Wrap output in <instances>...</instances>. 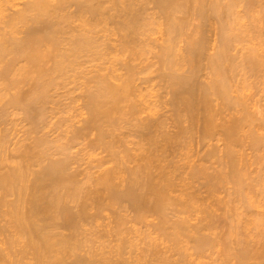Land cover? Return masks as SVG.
I'll list each match as a JSON object with an SVG mask.
<instances>
[{"label": "bare ground", "instance_id": "6f19581e", "mask_svg": "<svg viewBox=\"0 0 264 264\" xmlns=\"http://www.w3.org/2000/svg\"><path fill=\"white\" fill-rule=\"evenodd\" d=\"M261 1L0 0V264H181L195 256L192 250L203 256L220 245L223 257L217 256L225 264L264 256V248L255 250L241 235L247 213L235 212L230 200H246L264 182V171L249 180L241 152L248 141L257 151L264 148V117L254 115L258 110L243 95L246 75L264 77V51L255 46L264 35V12L255 14L256 7L264 11ZM239 5L241 13L252 15L250 25L239 23ZM191 18L200 20L194 29ZM212 24L218 37L211 51ZM157 32L163 33L161 42ZM83 59L91 63L82 65ZM92 63L90 73L86 64ZM68 79L82 82V99L73 92L82 104L74 96L72 102L80 104L57 99ZM160 85L168 91L161 93L166 101L153 89ZM163 105L170 106L171 116ZM195 137L204 149L202 157L197 154L201 162L192 159ZM214 140H223V148ZM83 151L98 156L90 161L87 154L81 157ZM196 182L227 212L229 229L222 239L216 209L204 205V196L193 190ZM229 183V200L217 197V186ZM106 210H112L113 226L111 218L104 222L116 236L112 240L101 226L105 234L95 235ZM196 212L203 220L191 225ZM242 219L243 228L236 225ZM143 228L149 236L142 233L148 240L138 253L141 238L133 237ZM155 232L168 239L169 249H161ZM170 248L179 259L166 253ZM142 253L149 257L143 262Z\"/></svg>", "mask_w": 264, "mask_h": 264}, {"label": "rangeland", "instance_id": "374dc122", "mask_svg": "<svg viewBox=\"0 0 264 264\" xmlns=\"http://www.w3.org/2000/svg\"><path fill=\"white\" fill-rule=\"evenodd\" d=\"M263 1H264V0H262L260 3H262ZM260 3H257V4H260ZM242 5H243V3H242ZM263 5H264V3L262 4V6H263ZM255 6H256V5H255ZM255 6H254V8H255ZM257 6H259V5H257ZM240 7H241V6L239 5V6H238V10H239L240 13L242 12V10L248 11V10H246L247 7L244 8V5L241 7L242 10L240 11ZM259 7H260V6H259ZM259 7H258V8L256 7L257 9L255 8V10H258V9H259V12H257V11L254 10V11H255V14L258 13V16H259L261 13L264 12L263 10L260 9L261 7H260V8H259ZM263 7H264V6H263ZM263 7H262V8H263ZM243 8H244V9H243ZM260 10H261L262 12H261ZM251 12H252V11H251ZM247 13H248V16H247V14L244 13V12L241 13V15L243 14V17L240 16V18H241V17H242V18H244V17L246 18V17H247V18H246L247 21H245V18H244V19L241 18L242 21H241V19H240L239 23H245V22H246L245 25H247V24L250 25V24H251V22H250L249 19L251 18V21H252V15L250 16V15H249V12H247ZM253 13H254V12H253ZM253 13H252V14H253ZM250 14H251V13H250ZM255 14H254V15H255ZM256 15H257V14H256ZM262 15H264V13L261 14V16H262ZM249 16H250V17H249ZM238 18H239V17H238ZM191 19H192V21H191V22H192V23H191L192 26L190 25V29H192L193 27H196L195 25L198 26V25L200 24V23H199L200 20H198L199 18H196L195 20H194V18H191ZM197 20H198V21H197ZM193 22H196V23L194 24ZM247 22H249L250 24L247 23ZM193 25H194V26H193ZM191 27H192V28H191ZM193 29H194V28H193ZM209 29L213 30V31L208 30V32H207V34L210 35V37H209V35H208V38H209V40H210V43H212V44H211V51H212V50H213V47H214L213 44L216 43V40H217L216 37H218V36H217L218 34L216 35V33H217L216 31H217V30H216V28H215V24H212L211 28H209ZM214 29H215V30H214ZM209 32H210V33H209ZM154 33H155V32H154ZM152 34H153V33H152ZM160 34H161V35H160ZM162 34H163L162 32H160V33L157 32L156 34H153V35H155V36H156V35H158V36L160 35L161 37H158V36H157V38H158V39H159V38L161 39V38L163 37ZM150 35H151V34H150ZM211 35H212V36H211ZM152 37L155 39L154 36H150V39H151ZM263 37H264V35L262 36L261 43L263 42L262 40H264ZM153 38H152L151 40H153ZM160 39H159V42L162 41V39H161V41H160ZM215 39H216V40H215ZM154 41H155V40H154ZM156 42L159 43L158 41H156ZM254 42H255V43H256V42L258 43V42H260V41H257V40H256V41H254ZM181 43H182V42H181ZM257 43H256V44H257ZM261 43H259V45H255V46H257V48H258L259 46L262 48V49H261L260 47L258 48V49H260L259 52H261V50L264 51V48H263V47H264V43H262V44H261ZM183 44H184V43H182V45H183ZM261 45H262V46H261ZM239 46H240V45H239ZM261 54L264 55L263 52H262ZM148 55L151 56V58H150V56H149L150 59H153V58H152V57H154L153 54H152L153 56H152L151 54H148ZM148 55H147V56H148ZM149 58H148V59H149ZM150 59H149V60H150ZM149 60H148V61H149ZM86 61L89 62L88 60L83 59V61L81 62V64H82V65L85 64ZM150 61H151V60H150ZM153 61H154V60H153ZM87 62H86V63H87ZM96 62L98 63V61H96ZM89 63H91V62H89ZM97 63L94 62V64H97ZM99 63H101V61H100ZM94 64H93V63H92V65H87V64H86L87 67L90 66L89 68H91V70L87 68L88 71L90 70V71H89L90 73H91V71H92V69H93L92 66H95ZM84 66H85V65H84ZM81 67L83 68V66H81ZM154 67H156V66H154ZM81 70H82V69H81ZM83 70H85V67H84ZM83 70H82V71H83ZM86 71H87V70H86ZM83 72H85V71H83ZM89 72H86V75H89V74H90ZM247 76H248V75H246V77L244 78L245 80H247V81H245V82H247V83H245L246 85L244 86V87H245L244 89H246L247 91L245 90V93H243V95L245 94L244 97L247 98V99H245V100H246L247 103L250 102V103L252 104V105H250V103H248V104L250 105L249 107L251 108V110H253V111H254L255 109L258 110V112H256V110H255V112L257 113V115L253 113L255 116L260 115V116H263V117H264V86L262 85V83L264 84V82L262 81V80H264V79H262V78H264V77H261V78L259 77V78H257V77L255 76V77H256V78H255V77L253 76V80H252V77L250 78L251 75H249L248 77H247ZM239 77H242V76H239ZM239 77H238V78H239ZM246 78H248V79H246ZM249 78H250V79H249ZM80 79H81V78H80ZM241 79H242V78H241ZM254 79H255L256 82H257V81H259V82L256 83V82L254 81ZM256 79H257V80H256ZM260 79H261V82H260ZM68 80H69V79H68ZM68 80H67V81H68ZM70 80H72V79H70ZM70 80H69V81H70ZM78 80H79V79H78ZM242 80H243V79H242ZM67 81H66V82H67ZM74 81H76V80H72V82H74ZM249 81H250L251 83H250ZM66 82H64L63 87H66L67 89L69 88V86L71 87V89H72V87H74V88L72 89V90H74V91H72V90L69 88V90L72 91V94H71V91H69V90H67L66 88H63V87L61 86V87H62L61 89H63V90H61V89L59 88V89H60L59 91H60V93H61V96H63V97H60V95L58 96V94H59V92H58V94H55L56 97H57V99H59V98L63 99L65 102H64L63 100H61V101H63L65 104H67V102H69L68 104H76V102H77V104H80V103H78V101H75V100H76V97L79 96V95H81V99H82V94H83V93L81 94V91H83V90H80V89H78V88L82 87L83 84L81 85V83L84 82V78H82V82L79 81L80 83H79L78 81H76L77 83H79L78 85H80V86H78L75 82L72 83V82L70 81L71 84H70V82H67V83H66ZM155 82H156V81H155ZM155 82H154V83H155ZM252 82H253V83H252ZM65 83H66V85L69 84L68 87L65 85ZM154 83H153V84H154ZM249 83H250L251 85H250ZM258 83H259V85H260L261 87L258 85ZM158 84H159V83H158ZM252 84H253V85H252ZM64 85H65V86H64ZM154 85H155V84H154ZM156 85H157V84H156ZM156 85H155V86H156ZM254 85H257V86H254ZM155 86H153V89H156L155 91H157V92L159 91L160 94L164 92V95L167 96L166 93H168V91L165 92V90H166L165 88H164V89H165V90H164V89H161V88H163L161 85H160V87H155ZM252 86H253V89H252ZM258 86H259V87H258ZM75 87H77V89H76L77 92L75 91ZM83 87H84V86H83ZM247 87H248L249 89H248ZM254 87H255V88H254ZM262 87H263V88H262ZM260 88H261V89H260ZM64 89H65V90H64ZM82 89H83V88H82ZM244 89H243L242 92H244ZM250 89H251V90H250ZM249 90H250V91H249ZM57 91H58V90H57ZM62 91H63V92H62ZM67 91H69L70 93L67 92ZM149 91H150V90H149ZM151 91H152V89H151ZM65 92H67V94H66ZM73 92H74L75 94H77V93H79V92H80V93H79V95L77 94V96L75 97V96H74L75 94H74ZM252 92H253V93H252ZM63 93H65V95H63ZM152 93H153V91H152ZM68 94H69V95H68ZM156 94H157V93H156ZM247 94H248L249 96H248ZM254 94H255V95H254ZM153 95H154V93H153ZM246 95H247V96H246ZM68 96H69V97H68ZM72 96L75 97V100H73V102H72V98H73ZM157 96H158V95H157ZM160 96L164 97L163 94H161ZM168 96H169V98H170V94H169ZM66 97H67V98H66ZM153 97H155V96H152L151 100L153 99L154 101H156L157 99L155 100ZM248 97H249V99H248ZM157 98L159 99V97H157ZM160 98H161V97H160ZM167 98H168V97H167ZM77 99H78V97H77ZM162 99H163V98H162ZM78 100H79V102H81V104H82V101H83V100L80 101V97H79ZM164 100L166 101L167 99L164 97ZM164 100H163V101H164ZM247 100H248V101H247ZM251 100H253V101H252L253 103L251 102ZM58 101H59V100H58ZM161 101H162V100H161ZM161 101H160V102H161ZM63 102H62V104H64ZM70 102H72V103H70ZM74 102H75V103H74ZM157 102H158V101H157ZM161 103H163V102H161ZM161 103H157V104H161ZM59 104H61V102H60ZM164 104L167 106V103H164ZM254 104H255V105H254ZM257 104H258V105H257ZM261 104H262V105H261ZM165 105H163V106H165ZM166 106H165V107H166ZM254 106H255V107H254ZM261 106H262L263 108H262ZM168 107H170V106H168ZM168 107H166L165 109L163 108V109H162L163 112H165V113L167 112V114H169L168 112H170L171 109H168ZM253 107H254V108H253ZM166 109H167V110H166ZM164 110H165V111H164ZM168 110H169V111H168ZM259 110H260V111H259ZM261 111H263V112H261ZM167 114H165V117H168L169 115H170V116L172 115V113L169 114V115H167ZM163 115H164V114H163ZM166 115H167V116H166ZM260 116H259V117H260ZM55 118H56V119H55ZM55 118H54V120L56 121V120H57V117H55ZM254 118H255V117H254ZM256 118H257V117H256ZM256 118H255V119H256ZM19 120H20V119H19ZM19 120H18V121H19ZM167 120H168V119H167ZM170 120H172V119H169L168 121L170 122ZM256 120H258V119H256ZM55 121H54V122H55ZM258 122H259V120H258L257 122H255V123H258ZM19 123H20V122H19ZM170 123H171V122H170ZM11 124H12V123H11ZM22 124H24V122H22ZM167 124H168V123H167ZM171 124H172V123H171ZM171 124H169V128L171 127L170 129L167 128L168 126H167L166 128H167L168 130H171V132H173V131H172V128H173V130H174V129L176 128V126H175V123H174L173 125H171ZM10 126H12V125H10ZM20 126H21V124H19L18 128H21ZM174 126H175V128H174ZM246 128H248V127H246ZM176 129H177V128H176ZM256 129H257V128H256ZM259 131H263V130H260V129H259ZM242 132H244V131H242ZM245 132H246V131H245ZM20 134H22V132H20ZM241 134H243V133H241ZM246 134H247V133H245L244 135H246ZM244 135H243V136H244ZM52 136H54V134H52ZM196 137H197V139H198V136H197V135H196ZM196 137L194 138L195 141L193 140V143H194V144L192 143V144H193V145H192V146H193V147H192L193 149H191V151H193V150L195 149L194 152H193L194 154L191 152V153L194 155V157H196V159H195V158L192 156L193 162H194V160H195V162H197V159L199 158V156L202 157L201 155L204 154V149H202L203 147L200 148V147L202 146V144H201V142H200V144H199V143L196 141ZM245 140H250V139H247V138H246ZM196 142H197V143H196ZM214 142H215L216 144H219V145L223 148V146H222V145H224L223 140H221V141H217V140L215 141V140H214ZM245 143H246L247 145H245ZM245 143H244L243 146H241V147H245V148H242V151H241V152H243V153H242V154H243V159L245 158V159H244V162L247 161V162H246V166H247V168L245 167V168L247 169L246 173H247L248 175H250L248 178H250L249 180H251V179H253V177L256 178L257 175H258V176L260 175L259 173H262V172L264 171V170H263V168H264V163H263V162H264V155L262 156V154H264V148H263V147H260L261 150H260V148H258V151H257V149H253V148H255V147L252 148V147L249 145V144H251L249 141H248V142H245ZM248 143H249V144H248ZM196 144H197V145H196ZM198 144H199L200 146H199ZM194 145H195V146H194ZM174 146H175V145H174ZM198 146H199V150H200V152H199V150H198ZM249 146H250V147H249ZM79 147H80V146H79ZM171 148H172V149H173V148L175 149V147H171ZM201 149H202L203 153H201ZM246 149H247V150H246ZM262 149H263V150H262ZM170 150H171V149H170ZM196 150H198L197 153L195 152ZM240 150H241V148H240ZM252 150H254L255 152L257 151V152H258V155H257V153L255 154L254 151L251 152ZM259 150L261 151L262 154L259 152ZM172 151H173V150H172ZM262 151H263V152H262ZM84 152H86V151H83V152H81V153H84ZM245 152H247V153H245ZM248 152H249V153H248ZM94 153H95V155H94ZM94 153H93L92 157H91V153H90V154H89V153H84V154L81 155V157H82V156H83V157H86V156H87V158H89V157H88V155H89V156H90L89 160L91 161L92 158L94 159L95 157L98 156V155L96 154V152H94ZM97 153H98V152H97ZM169 153H170V152H169ZM200 153H201V154H200ZM259 153H260V154H259ZM85 154H87V155L84 156ZM101 154H102V153H100L99 156H103V154H105V153H103L102 155H101ZM197 154H199V155H198V158H197ZM96 155H97V156H96ZM253 155H254V156H253ZM250 156H251V157H250ZM255 156H256V157H255ZM261 156L263 157V158H262L263 160H261V161H263V162H261V161H257V160H260V159H258V158H259V157L261 158ZM248 157H249V158H248ZM87 158H84V159H86V160H87V163H88L89 161H88ZM247 158H248V159H247ZM81 159H82V158H81ZM99 159H100V158H99ZM255 159H257V160H255ZM86 160H83V159H82V161H85V164H86ZM94 160H95V159H94ZM199 160H200V161H199ZM245 160H246V161H245ZM252 160L255 161V162H252ZM198 161L201 162V158L198 159ZM92 162L96 164V162H94L93 160H92ZM92 162H91V163H92ZM97 162H98V161H97ZM80 163H81V162H80ZM93 163H92V164H93ZM255 163H256V164H255ZM260 163H261V164H260ZM262 163H263V165H262ZM82 164H83V163H82ZM85 164H83V165L86 166ZM89 164H90V163H89ZM198 164H199V163H198ZM259 164L262 165V166H260ZM83 165H82V166H83ZM87 165H88V164H87ZM250 165H251V166H250ZM259 167H260L261 169H260ZM262 167H263V168H262ZM245 168H244V169H245ZM246 169H245V170H246ZM95 170H96V169H95ZM259 170H261V172H260ZM250 172H251V173H250ZM252 173H253V174H252ZM254 173H255V174H254ZM263 174H264V172H263L261 175H263ZM248 175H247V176H248ZM251 175H252V176H251ZM261 175H260V176H261ZM258 176H257V177H258ZM260 176H259V177H260ZM263 176H264V175H263ZM197 182H198V181H197ZM197 182H196V183H197ZM196 183H193V185L195 186V188L192 187V189H193V188H194L193 190L196 189L195 192H196V191H199V192H197V193H199V195H200L199 197L202 198V197L204 196L202 199H203V200L205 199V200H204L205 202H204L203 200H201V198H200L201 202L203 201V202L205 203V204H204V203H203V204L206 205V206L209 204V205L207 206L208 209H209V207H210L211 210H212V209H214V210L216 209L215 212H213V213H214V219H215V221H217V223H216V222H214V223H216L215 226H216V229H217V230H216V231H217V234H219V235H220V236L218 235L219 238L222 239V236H224V234L227 233V231H228V229H229V221H228V218H223V217H224V214L227 213V212L225 211L224 208H221L220 206H218V205H217V202H216V204H215V202H213V201H217V200H216V198H215L213 195H211V194H210L211 197H209V196H210V195H209L210 192L207 191V190H208V189H206L207 187L204 188V186H202V185H201L202 183H200V182L197 183V184H196ZM263 183H264V182H263ZM263 183H262V184H259L258 186L254 185V186H253V190L251 189L250 193L247 192V194H246V200H248V201H250V202H251L252 200L254 201V198H255L254 203H250V202L244 200L245 198H242V199H241L240 197H239V201H238V200H237V201H233L234 198L230 196V197H231L230 200H232V202H234V203H232V204L236 207V209H235L234 211L236 212V211L238 210V212H241V211L243 210L240 214H243V212L245 211V212L247 213L248 217H249V218H248L247 215H246V213H245L246 216H244V217H246V219H244V220H245V222H246L247 219H248V222H249V223H246V224H245V222H244L243 219H242L243 221L240 220V221H236L237 223H236V222H235V223H236V225H237V224L240 222V226H241V228H243V226H244L243 229H244V230L247 229V231H246V230L244 231V230L242 229L241 231H242L243 233H241V235H243V234L245 233L246 236H245V235H243V236L248 240V241H247V242H249L248 244H250V242H251L250 246H251L252 248H253V247L257 248V249H255V250H258L259 248H260V249L264 248V234H263V233H264V222H263L264 220H261V221H260V219H264V218H263V217H264V216H263V215H264V214H263V213H264V187L262 186V185H264ZM198 184H200V185H198ZM197 185H198V186H197ZM225 185H226V184H225ZM225 185H218V186H217L218 188H216L218 191H216L215 194H216L217 197H218V196L221 197V195H222V198H224V199L226 198V200H227V199L229 200V194H227V193L230 192L231 186H230V183L227 184V185H229L228 187H227V185H226V186H225ZM260 185H261V186H260ZM201 186H202V187H201ZM259 186H260V188H259ZM254 187H255V188H254ZM256 187H257V188H256ZM261 187H262V188H261ZM223 188H224V190H223ZM226 188H227V189L229 188L228 191H227ZM251 188H252V187H251ZM256 189H257V190H256ZM260 189H261V190H260ZM201 190H202V191H201ZM203 190H205V192H204ZM231 190H232V189H231ZM219 191H220V192H219ZM259 191H261V193H260ZM207 192H209V193H207ZM251 192H252V193H251ZM197 193H196V195L198 196ZM217 193H218V194H217ZM226 194H227V195H226ZM248 194H250V195H248ZM224 195H226V196H224ZM247 195H248V196H247ZM212 196H213V197H212ZM223 196H224V197H223ZM227 196H228V197H227ZM250 196H251V197H250ZM234 197H235V196H234ZM243 197H245V196H243ZM248 197H250V198L248 199ZM253 197H254V198H253ZM196 198H198V197H196ZM196 198H195V199H196ZM211 198H212V199H211ZM232 198H233V199H232ZM237 198H238V197H236L235 199H237ZM207 199H208V200H207ZM235 199H234V200H235ZM240 199H241V201H240ZM251 199H252V200H251ZM196 200H199V199H196ZM212 200H213V201H212ZM242 200H243V201H242ZM211 201H212V204H211ZM253 201H252V202H253ZM198 202H199V201H198ZM238 202H239V203H238ZM241 202H242V203L244 202L243 204H245V206H240V205H242ZM246 202H248L249 204L246 203ZM261 202H262V203H261ZM236 203H237V204H236ZM256 203H257V204H256ZM200 204H201V203H200ZM251 204H252V206H254L255 208L252 207ZM254 204H255V205H254ZM211 205H212V206H211ZM213 205H214V206H213ZM216 205H217L219 208L216 207ZM236 205H237V206H236ZM247 205H248V206H251V207H249V208L247 209V207H248ZM238 206H239V207H238ZM256 206H257V207H256ZM211 207H213V208H211ZM235 207H234V208H235ZM237 207H238L239 209H238ZM243 207H244V209H243ZM234 208H233V209H234ZM250 208H251V210H249ZM252 208H253V210H252ZM262 208H263V209H262ZM219 209H222V211L219 210ZM245 209H247L248 211L245 210ZM258 209H259V210H258ZM239 210H241V211H239ZM108 211H109V212H108ZM110 211H112V210H106L107 213H105V211H104V213H105V214H108V213H109V214L112 216V214L110 213ZM128 211H129V210H128ZM216 211H218V212H216ZM223 211H224V212H223ZM253 211H254V212H253ZM259 211H260V212L262 211V212L260 213ZM130 212H131V211H130ZM238 212H237V215H236V216H239V217L241 216V217H242V215H239ZM249 212H250V213H249ZM131 213H132V212H131ZM131 213L128 212V214H131ZM216 213H217V214H216ZM109 214H108V217H106V219H105V218H102V217H101V219H99L98 223L100 222V223H99L100 225H98L99 227L97 226L98 228L96 227L98 231H97L96 234H95L97 237L99 236V234H101V230H100V229H101L102 227H103L102 229L105 228V230H106V228H107V229L110 228L109 225H108V226L106 225V224H108V223H104V222H107L110 218L113 220V216H112V217H111V216L109 217ZM196 214H197V215H196ZM196 214L193 213V214L190 216L189 221H190V223H192L191 225H193V224H195V223H197V222H199V224H200V223H201L200 221L203 220L202 218H200V217H202V216H201L202 214H200L199 212H198V213L196 212ZM215 214H216V215H215ZM252 214H253V215H252ZM255 214H256V215H255ZM193 215H194V216H193ZM199 215H200V217H199ZM104 216H107V215H104ZM215 216H216L218 219H216ZM218 216H219V217H218ZM225 216L227 217V214H225ZM258 216H259V217H258ZM262 216H263V217H262ZM151 217H152V218H155V217H153V216H150L149 219H150ZM156 217H157V216H156ZM191 217H192V218H191ZM241 217H240V218H241ZM250 217H251V218H250ZM254 217H255V219H254ZM152 218H151V219H152ZM242 218H243V217H242ZM252 218H253V219H252ZM256 218L259 219V222H260V223L258 222V223L256 224V222L258 221ZM103 219H105V220H103ZM111 219H110V220H111ZM157 219H158V218H157ZM157 219L155 218V219H154V220H155L154 222H156ZM199 219H200V220H199ZM201 219H202V220H201ZM225 219H227V220H225ZM251 219H252L253 221H252ZM112 220L110 221V223H112L111 225L113 226L114 220H113V222H112ZM191 220H192V221H191ZM218 220H219V221H218ZM255 220H256V222H255ZM101 221H103L104 224H103ZM149 221H150V220H149ZM227 221H228V222H227ZM251 221H252V222H251ZM152 222H153V221H152ZM157 222H158V221H157ZM221 222L224 223V224H222ZM241 222H244V223L242 224ZM101 223H102V224H101ZM110 223H109V224H110ZM130 223H131V222H130ZM130 223H128V225H129ZM261 223H262V224H261ZM131 224H132V223H131ZM199 224H198V225H199ZM217 224H219V225H217ZM241 224H242L243 226H242ZM244 224L246 225V227H245ZM248 224H249V225H248ZM251 224H252V225H251ZM258 224H259V225H258ZM114 225H115V224H114ZM196 225H197V224H196ZM100 226H101V228H100ZM136 226H138V224H137ZM218 226H219V227H218ZM220 226H221V227H220ZM223 226H225V227H223ZM238 226H239V225H238ZM256 226H257V227H256ZM141 227H143L142 224H140V227L138 226V228H141ZM144 228L147 229L146 226H144ZM144 228H143V229H144ZM254 228H255V229H254ZM143 229H142V230H143ZM145 229H144L141 233H140V232H139V233H140V234L145 233V232L147 231V230L145 231ZM219 229H220V230H219ZM225 229H226V230H225ZM256 229H257V230H256ZM99 230H100V233H98ZM148 230H149V229H148ZM225 231H226V232H225ZM254 231H255V232H254ZM257 231H258V232H257ZM104 232H106V234H105V233H102V234H105V235H106L105 238H107V236H109V237L111 236V238H109V237L107 238V239H111V240H112V237H115V238H116L115 235H113V236L110 235L111 233L109 234L107 230L104 231ZM148 232H149V231L146 232V236H147V237L149 236V235H148ZM218 232H219V233H218ZM223 232H224V233H223ZM249 232H250V233H249ZM97 233H98V235H97ZM139 233H138L137 236H135L136 238L133 237L134 240H135L136 242H138L137 240H138L139 238H141V239L139 240V243H140V241H141L142 244H141V243H140V244H139V243H138V244L136 243V244H137L136 246H138L137 249H138V250L141 249V251L139 250V252H138V250L134 248L135 250H137L138 253L142 252L143 247H146V243H147V240H148V238H146V236H144L145 234H144V235H143V234L140 235ZM251 233H252V234H251ZM102 234H101V235H102ZM107 234H108V235H107ZM113 234H114V233H113ZM153 235H154V236H157V238H160L158 241H159V243H160L161 249H163V250H164V249H169L170 242L168 241V239H167V241H166V238H164V237H162V239H161V237H159V235L156 234V232H155V234H153ZM239 235H240V234H239ZM239 235L237 236V239H238V237H240ZM251 235H252L253 237H252ZM140 236H141V237H140ZM142 236H143L144 238H142ZM154 236H153V237H154ZM233 236H234V235H233ZM233 236H232V237H233ZM241 237H242V236H241ZM248 237H249V238H248ZM115 238H114V242L112 241L113 243H111V244H115V243H117V241H116L117 239L115 240ZM137 238H138V239H137ZM250 238H251V239H250ZM102 239H104V238H102ZM142 239H143V240H142ZM234 239H235V240H234ZM111 240H107L106 242L109 243V242H111ZM145 240H146V241H145ZM232 240H234V243H233V244L236 246V245L238 244V243L236 242V241H237V240H236V236L233 237ZM255 240H256V241H255ZM115 241H116V242H115ZM143 241H144V242H143ZM161 241H162L163 243H162ZM167 242H168V243H167ZM191 242H192V241H191ZM166 243H167L169 246L166 245ZM235 243H237V244H235ZM162 244H163V245H162ZM191 244H192V243H191ZM191 244H190V245H191ZM139 245H140V246H139ZM144 245H145V246H144ZM165 245H166V246H165ZM192 245H193V244H192ZM234 245H233V246H234ZM238 245H239V244H238ZM238 245H237V246H238ZM252 245H253V246H252ZM258 245H259V246H258ZM141 246H143V247L141 248ZM163 246H164V247H163ZM167 247H168V248H167ZM130 248H131V247H130ZM215 248H216V247H215ZM215 248H213V249H215ZM132 249H133V248H132ZM170 249H172V248H170ZM213 249L211 250V251L213 252L212 254H211V252H206L207 254L204 253L205 255L202 254L203 256L200 255L201 257L199 256L198 253H196L194 250L191 249V250H192L191 253H194L195 256H193V255L190 254L191 257H189V259H187L188 261H187V260H186V261H182V263H184V264L187 263V264H188V263L190 262L189 264H194V263H195V264H198V263L200 264V262H201V264H202V261L204 260V261H203L204 264H220V263H221V264H225L224 262L222 263L221 259H219V257L217 256V254L219 255V254L221 253L219 256H220V257H223V256H221V255H222V252H223V249H224V248H222V245H220L219 248H218V246H217V248H216V251H217V252L213 251ZM220 249L222 250L221 252H220ZM129 250H130V249H128V251H129ZM135 250H134V251H135ZM163 250H162V251H163ZM130 251H131V250H130ZM165 251H166V250H165ZM165 251H164V252H165ZM167 251H168V252H166L167 254L173 256V257H171L172 259H174V258L176 259L177 257H179V254H177L175 251H173V249L171 250L172 252H171L170 250H167ZM209 251H210V249H209ZM131 252L135 254L136 251L133 252V250H132ZM131 252H127V253H131ZM137 252H136V253H137ZM164 252H163V253H164ZM173 252H174V254L176 253L177 255H176V254H175V255H174V254H171V253H173ZM127 253H125L123 256L126 257V256L128 255ZM132 253H131L130 255H132ZM166 253H165V255H166ZM142 254H143V253H142ZM196 254H198L199 257H198ZM113 255H116V256H117L116 253H115V254L113 253ZM125 255H126V256H125ZM136 255H137V254H136ZM139 255H141V254H139ZM116 256L114 257V259H115V260L117 259V261H121V260L123 259V258L120 257L121 260H119V257H116ZM119 256H120V255H119ZM132 256H133V255H132ZM132 256L129 257V255H128L126 258H128V259H132V258H131ZM142 256H145V257H142ZM166 256H167V255H166ZM176 256H177V257H176ZM134 257H135V255H134ZM139 257H140V256H139ZM141 257L144 258V259L141 258L142 262H143V260L149 258V257H146V255H144V254L141 255ZM194 257H195V258L198 257V258L195 259ZM205 257H206V258H205ZM137 258H138V255H137ZM191 258L193 259L194 262L192 261ZM215 258H216V259H215ZM252 258H253V257H252ZM252 258H251V259H252ZM133 259H134V258H133ZM138 259H139V258H138ZM177 259H179V258H177ZM190 259H191V260H190ZM198 259H199V260H198ZM202 259H203V260H202ZM206 259H207V260H206ZM189 260H190V261H189ZM196 260H197V261H196ZM201 260H202V261H201ZM209 260H210V261H209ZM218 260H219V263H218ZM138 261L141 262L140 260H138ZM138 261H137V262H138ZM207 261H208V262H207ZM250 261H251V263H253V264H264V256H263V257H255V256H254V258H253L252 260H250ZM121 262H122V264H123V261H121ZM139 262H138V263H139ZM191 262H192V263H191ZM214 262H216V263H214ZM118 263H119V262H118ZM133 263L135 264V262H133ZM133 263H131V264H133ZM138 263H137V264H138ZM158 263L163 264L162 262H158ZM182 263H181V264H182ZM251 263H250V264H251ZM101 264H104V263H101ZM119 264H121V263H119ZM141 264H143V263H141ZM229 264H230V263H229ZM231 264H232V263H231Z\"/></svg>", "mask_w": 264, "mask_h": 264}]
</instances>
